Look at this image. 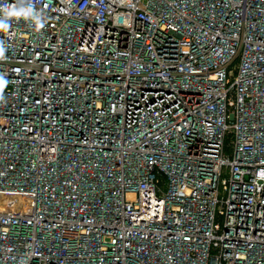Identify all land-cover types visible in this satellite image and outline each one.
<instances>
[{"label":"built area","instance_id":"2783aa9c","mask_svg":"<svg viewBox=\"0 0 264 264\" xmlns=\"http://www.w3.org/2000/svg\"><path fill=\"white\" fill-rule=\"evenodd\" d=\"M0 20V264H264V0Z\"/></svg>","mask_w":264,"mask_h":264},{"label":"clouds","instance_id":"9594fccd","mask_svg":"<svg viewBox=\"0 0 264 264\" xmlns=\"http://www.w3.org/2000/svg\"><path fill=\"white\" fill-rule=\"evenodd\" d=\"M31 9H24V8H15L12 6H9L8 8L4 9V12L10 16L19 15L21 17L26 16L30 13ZM8 24L2 20H0V30H3L5 28H8ZM6 84V81H4L2 78H0V87H3V85Z\"/></svg>","mask_w":264,"mask_h":264}]
</instances>
